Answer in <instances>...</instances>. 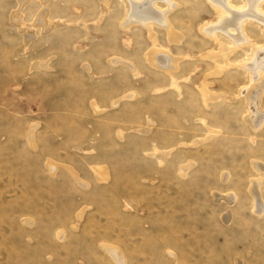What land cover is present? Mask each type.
<instances>
[{
	"label": "rangeland",
	"instance_id": "obj_1",
	"mask_svg": "<svg viewBox=\"0 0 264 264\" xmlns=\"http://www.w3.org/2000/svg\"><path fill=\"white\" fill-rule=\"evenodd\" d=\"M173 1L154 67L123 0H0V264H264V24Z\"/></svg>",
	"mask_w": 264,
	"mask_h": 264
},
{
	"label": "bare ground",
	"instance_id": "obj_2",
	"mask_svg": "<svg viewBox=\"0 0 264 264\" xmlns=\"http://www.w3.org/2000/svg\"><path fill=\"white\" fill-rule=\"evenodd\" d=\"M100 1L104 2L106 5H108V2H109V0H100ZM123 1L125 2V11H124L123 16L121 18V21L119 22V27H120L121 33L123 35L124 41L129 42L131 40V38H130L131 36L129 37V35H130V31H131L133 26H138V27H141L142 29H145L144 31L147 33L146 36L149 37V38L147 37L149 40L151 39V45H152V47H150L151 52H148V54H147L148 55L147 61L150 65L153 64L154 67L158 66V64L156 63V56L155 55L159 51L160 48H159V43L157 42V38H156L157 32H155L156 34L154 33L153 27L157 26V27L164 29L167 32V34L169 35L170 40H172V41H177V39H179V36L173 30L172 24L169 22V18L167 15L168 13L161 11L160 9L162 7L158 6L157 3H159V2L164 3V6L170 4V8L168 9V7H167V9L169 11H170V9H173V7H176L177 3H175L173 0H172L173 2H171V0L170 1L169 0H123ZM207 1L211 4H213L215 7H217L220 19H219L218 23H212V24H208V25L204 26L203 32L206 36H213L216 31H221V32L227 34V37L228 38L230 37L234 41L235 46L237 47V45H240V43L248 41V38L245 36V34L243 33V30H242L243 29V26H242L243 25V23H242L243 18L246 17L248 19L256 20V21H259V22L264 24V14H262L259 11V9H257V6H258L260 0H247V1H245V2H247V3H245V4H247V6H246V9L242 10V11H240L241 9L238 10L237 8H236V10H234L232 8L233 6L231 4V0H207ZM101 12H102V10H101ZM95 22H97V21H95ZM80 46H83V45H80ZM80 46H79V48H81ZM256 51H258L257 54L252 57L251 61L248 64H246V66L250 69L252 76L255 75L254 77H256L258 73L263 72L262 69L264 68V49H258ZM224 53H225V51H224ZM226 53H228V52H226ZM165 54L167 55L168 53H164V57L161 59H165V57H166ZM169 59H171V57ZM116 62H117V60H116ZM170 62H173L172 64L170 63V65H172V66L165 69L166 72H170L171 68L177 69L176 63L172 59L170 60ZM173 64H174V66H173ZM113 65H115V64L113 63ZM129 67H130V71L132 73V77L135 78L141 74V71L137 67H134V66H129ZM259 70H261V71H259ZM166 76L170 79V81H171L170 84L172 83V85L174 86L173 81L176 83L177 73L176 72L169 73ZM158 78L162 79V77H158ZM251 78H253V77H251ZM160 89H162V88H157L158 91ZM204 94H205V92H203V95ZM205 95H207V93ZM208 97H211V95H209ZM259 205H262V207L261 206L260 207L262 208V210H263L262 213H263L264 212V204L258 203V206ZM100 248L108 256V259L113 262V264H120L119 262L124 257L123 256L119 261L118 260L119 258L117 256H116L117 258L115 257V251H113V249H112L113 247L112 248L107 247V246L102 247L100 245ZM119 255H121V254H119ZM124 261H121V262H124ZM125 264H127V262Z\"/></svg>",
	"mask_w": 264,
	"mask_h": 264
}]
</instances>
